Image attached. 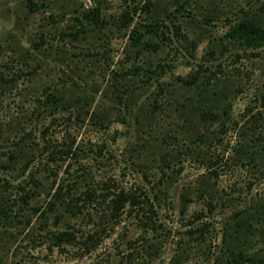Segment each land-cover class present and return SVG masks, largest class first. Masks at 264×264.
Masks as SVG:
<instances>
[{
	"label": "rangeland",
	"instance_id": "rangeland-1",
	"mask_svg": "<svg viewBox=\"0 0 264 264\" xmlns=\"http://www.w3.org/2000/svg\"><path fill=\"white\" fill-rule=\"evenodd\" d=\"M146 1L0 0V207L11 215H0V264L264 256V45L226 35L242 16L263 20L264 0H150L149 11ZM92 10L98 18L82 17ZM192 74L194 85L181 80ZM42 137L75 152L39 157ZM59 185L96 200L61 214L47 205ZM120 188L149 194L155 230L126 214L102 221ZM26 189L38 192L24 202ZM61 230L74 242L56 246Z\"/></svg>",
	"mask_w": 264,
	"mask_h": 264
},
{
	"label": "trees",
	"instance_id": "trees-1",
	"mask_svg": "<svg viewBox=\"0 0 264 264\" xmlns=\"http://www.w3.org/2000/svg\"><path fill=\"white\" fill-rule=\"evenodd\" d=\"M32 5L30 4V9L35 10ZM145 6L149 9L152 6V3L150 0L146 1ZM89 14L92 17L98 18V10H92L91 13L84 12L82 13V17L85 18L89 16ZM128 13H124V19L129 20ZM126 22V21H125ZM80 24V22H79ZM126 24V23H125ZM80 27H75L73 31H70L71 34H73L76 38L79 36L80 32L82 30H79ZM152 33H156L157 28L156 25L151 24L150 28L148 29ZM227 37L234 39L236 41H239L240 43H243L246 46L249 47H260L264 45V18L263 20H260V18H254L249 16H242L239 20L232 22L227 33ZM130 39L132 40V43L137 45L138 43H141V37L140 32L136 29H132L129 33ZM150 45V43H148ZM135 69V67H134ZM184 83L188 85H194L197 81V77L195 75H190L185 79H181ZM95 116V113L93 111L86 110L85 115L86 117ZM47 132V128L44 129L43 133ZM45 134H43L44 136ZM44 141L42 152L38 155L39 157H42V155H56L60 156V154L68 155L71 153H74L75 151L72 149V144L70 143H60L57 144V142L51 141L48 139V137H42ZM19 141H16L13 145L11 150L8 151L7 156L9 158H14L17 156V153L19 151L15 148H19V144L17 143ZM43 153V154H42ZM59 153V154H58ZM14 156V157H13ZM36 159V155L32 158ZM31 159H28L22 166V172L25 173L27 168L30 165L32 161ZM3 166H5L3 164ZM35 184L34 186L38 185L39 182L35 179H32ZM61 185L57 187V189L54 190L50 194V200L47 202L48 208H54L56 205L60 206L61 214H68V216H78L81 214L83 208H85V205H79L77 201H91L96 200L95 194L91 190H85L82 193V196L74 197L69 194L68 198H65L63 196V193L60 191ZM38 191L35 189L25 190L24 194L21 196L23 197V201H29V198H32V196ZM188 200V198H185ZM58 202V204L56 203ZM1 204V203H0ZM56 204V205H55ZM32 209L34 213H37L41 209V205H32ZM103 214H102V221L104 223H112V222H119L122 218L123 214H126L128 216H134L138 223H141V225H145L150 229H156L155 228V216H157V206L153 202V199L151 200V197L147 192H135L131 190H125V189H118L113 197L106 203V207L104 209L103 206ZM183 211V209H182ZM45 212V211H43ZM0 215L5 218L9 219L11 215H9L6 211V208L4 206L0 207ZM84 215V213H83ZM58 218V217H57ZM54 242L56 246H61L62 244H71L74 242V239H76L75 233L71 230H61L53 235ZM150 247L156 248L155 245L150 243ZM237 256L242 257V253L238 254ZM248 261L247 264H264V256H260L258 259H255L254 257H247ZM247 261V260H246ZM245 261V263H246Z\"/></svg>",
	"mask_w": 264,
	"mask_h": 264
}]
</instances>
